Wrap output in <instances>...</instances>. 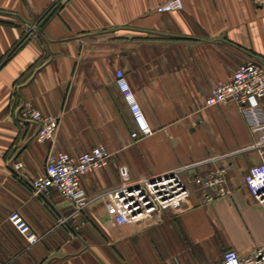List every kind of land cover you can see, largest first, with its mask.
I'll use <instances>...</instances> for the list:
<instances>
[{"label":"crops","instance_id":"1","mask_svg":"<svg viewBox=\"0 0 264 264\" xmlns=\"http://www.w3.org/2000/svg\"><path fill=\"white\" fill-rule=\"evenodd\" d=\"M163 1L0 0L1 264H209L264 242V207L244 182L260 161L258 135L238 105L205 102L241 64L264 65V13L255 0H184L180 11L156 12ZM118 69L153 130L136 141ZM26 104L59 117L53 141H36L37 125L19 116ZM98 144L112 156L83 177L90 196L120 185V165L138 178L195 163L204 176L225 169L229 194L205 204L192 195L183 210L118 225L103 201L75 213L57 190L33 192L49 153ZM12 211L37 243L16 231Z\"/></svg>","mask_w":264,"mask_h":264},{"label":"built area","instance_id":"2","mask_svg":"<svg viewBox=\"0 0 264 264\" xmlns=\"http://www.w3.org/2000/svg\"><path fill=\"white\" fill-rule=\"evenodd\" d=\"M255 4L264 13V0H255ZM183 8L184 0H165L155 7V11L168 13ZM116 84L137 126V129L131 132L132 140L151 135L152 127L121 69L116 71ZM262 97L264 65L249 60L241 64L228 79L216 81L210 88L205 102L207 107L227 102L238 105L247 125L258 135L254 149L257 150L260 161L249 167L244 182L254 200L264 207V109L260 104ZM19 116L22 120L37 125V142L55 139L60 125L57 115L43 113L31 104H26L21 108ZM111 156L104 144H98L76 156L66 152L49 153L44 173L31 181L32 190L36 195L45 194L50 189L57 190L70 201L75 213L84 212L96 201H103L109 206L113 221L118 225L149 220L166 210H183L192 195H197L198 202L205 204L229 194L226 189L225 169H217L204 176L197 172L201 164L195 163L155 176L138 178L131 177L126 165H120V185L90 196L83 186V177L106 167ZM22 166V162L13 164L15 170ZM8 219L29 244H35L41 239L18 211H12ZM209 264H264V242L243 256L234 248L227 249L220 260Z\"/></svg>","mask_w":264,"mask_h":264},{"label":"rangeland","instance_id":"3","mask_svg":"<svg viewBox=\"0 0 264 264\" xmlns=\"http://www.w3.org/2000/svg\"><path fill=\"white\" fill-rule=\"evenodd\" d=\"M259 204V203H258Z\"/></svg>","mask_w":264,"mask_h":264}]
</instances>
